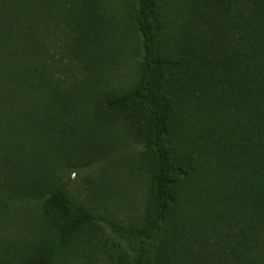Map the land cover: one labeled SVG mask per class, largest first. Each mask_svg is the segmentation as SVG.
Returning a JSON list of instances; mask_svg holds the SVG:
<instances>
[{"label": "trees", "instance_id": "obj_1", "mask_svg": "<svg viewBox=\"0 0 264 264\" xmlns=\"http://www.w3.org/2000/svg\"><path fill=\"white\" fill-rule=\"evenodd\" d=\"M0 264H264V0H0Z\"/></svg>", "mask_w": 264, "mask_h": 264}, {"label": "rangeland", "instance_id": "obj_2", "mask_svg": "<svg viewBox=\"0 0 264 264\" xmlns=\"http://www.w3.org/2000/svg\"><path fill=\"white\" fill-rule=\"evenodd\" d=\"M73 177H75V174H73Z\"/></svg>", "mask_w": 264, "mask_h": 264}]
</instances>
